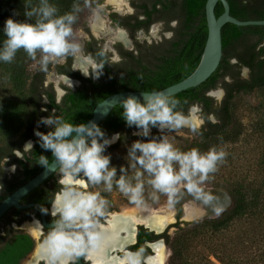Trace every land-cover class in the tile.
<instances>
[{
	"label": "trees",
	"instance_id": "trees-1",
	"mask_svg": "<svg viewBox=\"0 0 264 264\" xmlns=\"http://www.w3.org/2000/svg\"><path fill=\"white\" fill-rule=\"evenodd\" d=\"M229 5V14L239 21L264 20V0H226ZM27 0H0V47H2L4 22L8 18L16 21H26L24 16V4ZM58 9V15L72 10L73 3H79L81 11L77 13L73 30L85 24L92 8L101 4L103 0H49ZM161 4L160 11H167V17L177 20L178 25L169 28L171 36L168 39L152 44L134 45L133 51H126L120 45V60L109 62L108 55L96 48L91 53L99 63H105L102 74L96 80L82 78L78 73L74 74L81 81V86L75 92H69L65 97L66 103L71 106L67 113H63L64 119L76 120V124L86 123L92 116L93 108L106 97L125 91L153 92L160 91L187 78L197 67L203 51L207 27L205 19L206 0H158ZM32 4H38V0H32ZM223 7L217 3L214 9L215 16L222 14ZM32 22V21H28ZM141 25L131 27V31L140 28ZM87 32V28L83 27ZM222 56L216 71L202 84L188 89L172 97L181 101L182 110L187 114L192 107L200 109V117L204 123L193 132L194 138L186 140L179 149L188 151L197 148L206 152L210 147H220L231 142L240 134V127L235 117L234 100L240 95L252 94L255 91L264 90V26L237 27L225 24L221 29ZM95 47V42H91ZM100 53H103L101 56ZM30 59L23 50L17 52L11 63L0 61L2 77L10 82L18 103L12 108L0 110V129L6 138L0 141V163L5 157L13 159L14 146H20V142L32 136L39 118L46 115L50 105H54L53 95L49 96L50 104L42 103V95L46 70L39 68L30 72L29 66L39 60ZM248 69V77L243 78L241 71ZM221 88L224 96L219 103L207 95L209 91ZM184 101H187L185 104ZM49 108L43 111L42 108ZM53 107L57 108L58 105ZM121 105L115 106L107 117L98 125L104 131L107 138L119 134L116 144L106 148L104 155L110 149H115L124 142L125 135L135 126L129 127L122 118ZM213 116L214 121L210 120ZM151 137H159L157 128H152ZM42 150L41 146L37 147ZM36 150V151H37ZM43 155L49 161L53 159L50 151H43L37 155L29 152L23 158L14 160L22 166H32L43 169L39 165V158ZM31 178L29 176L27 179ZM218 187V186H217ZM230 196L232 203L228 209L215 218L202 219L184 223V228L174 224L178 232L191 231L209 227L220 230L227 227L234 219L246 215L251 209L257 208L258 202L254 199L247 200L244 190L239 187L223 188ZM3 197L0 196V199ZM179 242L176 240V244ZM0 264H19L32 249L33 242L27 235H16L8 240L0 237ZM171 243V262H176L180 251Z\"/></svg>",
	"mask_w": 264,
	"mask_h": 264
},
{
	"label": "clouds",
	"instance_id": "clouds-1",
	"mask_svg": "<svg viewBox=\"0 0 264 264\" xmlns=\"http://www.w3.org/2000/svg\"><path fill=\"white\" fill-rule=\"evenodd\" d=\"M24 9L26 21L8 18L4 22L5 39L0 47V61L11 63L17 52L23 50L33 60L40 54L41 68L46 69L53 60L66 62L69 57L75 58L82 53V46L72 40V25L81 11L79 3L74 2L72 10L62 15L57 14L58 9L49 0H38L36 5L27 0ZM90 61L95 64L92 73L98 78L105 63L96 64L91 58ZM141 95L143 102L136 96L120 101L126 124L139 129L134 135L147 138L152 128L161 132L184 127L198 131L192 119L196 112L194 107L185 114L181 101L164 92ZM39 123L52 129L47 133L36 131L35 135L39 137L41 148L50 151L54 159L50 162L41 155L38 164L58 171L61 185L50 202L53 221L41 244L46 264H76L78 258H86L105 239L106 234L100 231L99 224L107 211L108 201L100 192L79 190L74 183L78 177H83L90 186L103 185L106 192L115 187L131 203L144 206L146 195L153 201L158 200L159 195H166L172 202L180 191L179 185L198 195L202 191L200 185L227 157L226 151L215 146L206 152L197 148L181 151L167 136H159L134 141L127 150L128 166H120L118 174L117 168L110 166V156L104 155L106 147L117 137L107 138L95 122L73 124L53 112L42 117ZM146 188L151 191L146 193ZM142 256L143 250L128 252L125 262L142 264Z\"/></svg>",
	"mask_w": 264,
	"mask_h": 264
},
{
	"label": "rangeland",
	"instance_id": "rangeland-1",
	"mask_svg": "<svg viewBox=\"0 0 264 264\" xmlns=\"http://www.w3.org/2000/svg\"><path fill=\"white\" fill-rule=\"evenodd\" d=\"M107 3V0H103L101 5L92 8L85 24L73 30L72 40L74 42L81 45L84 38H87L81 32L84 29L83 27H86L89 23L91 25L92 17L97 15V13L103 14L105 9L108 8ZM99 19L101 20L100 17ZM105 24L107 25V28L105 27L106 30H102L95 35L103 41V45L107 49L112 47L113 43L116 42L115 40L119 41L116 34L119 30L114 32L116 28H112L108 23ZM169 36V33H165L166 38ZM161 37V30L158 25L151 29L149 36L143 34L137 36L140 42L145 40L148 43L153 40L158 41ZM76 58L81 59L79 56ZM54 61L56 60L51 62ZM39 68H41L40 60L29 66L30 72ZM2 76L0 69V110L3 107L5 109L12 108L13 105L15 106L18 103V96L12 91L9 80ZM241 76L247 78L248 72L245 76L241 72ZM47 78L48 81L53 82L55 85V80L50 75ZM218 90L222 89L218 88L214 91ZM234 106L235 117L240 127V134L233 141L218 147V149H223L227 152L226 161L218 165V170L210 174L208 180L203 182L200 188L223 189L224 187H239L245 191L248 201L256 197L255 200L258 202V206L257 208L251 209L246 215L234 219L227 227L220 230H213L206 227L185 232L172 231L171 234L174 235V247L180 251L176 262H173L174 264H264V90L255 91L248 95H238L234 100ZM196 115H200V111L194 113L195 117ZM0 119H2V116ZM1 130L0 141L6 138ZM138 131L139 129L131 130L128 136L125 135L124 142L120 146L115 149H110L105 154L110 156V166L116 167L118 174L120 166H128L127 150L131 144L136 140L146 141L147 139L153 138L151 136L146 138L134 135ZM157 131L161 136H167L178 149L184 145L186 140L194 138L193 132L188 127L176 131L161 132L158 129ZM117 138L107 147L116 144ZM131 174L132 172L130 170L129 175ZM80 180L83 181L84 178L80 177ZM87 186L89 187L90 185L87 184ZM178 187L180 190L185 188L183 185H179ZM92 191L100 192L109 204L131 208H136L133 206H137L131 203L115 187H113L111 192H106L104 191L103 185L92 186ZM150 191V188H146V193ZM167 202L170 201L166 195H159V199L156 201L151 200L146 195L145 205L137 206L143 209H137L145 214L155 213L163 208ZM185 204L191 205L190 207L193 209L195 208L198 211V215L192 219H184L183 209H181V221H187L189 223L195 218L204 215L205 210L201 207H194L192 202ZM216 216L217 214H210L205 218H215ZM179 226L180 228H184L185 225L181 224ZM176 240L179 241L177 244Z\"/></svg>",
	"mask_w": 264,
	"mask_h": 264
},
{
	"label": "flooded vegetation",
	"instance_id": "flooded-vegetation-1",
	"mask_svg": "<svg viewBox=\"0 0 264 264\" xmlns=\"http://www.w3.org/2000/svg\"><path fill=\"white\" fill-rule=\"evenodd\" d=\"M164 1H166L165 4H167L169 0ZM124 3L125 4L121 7V12L117 11L114 6L107 3L108 8L105 9L104 13H97V15L104 22L106 28L107 25L105 23H108L112 28H116L114 32L120 30L124 35L125 43L114 39L116 42L113 43L110 49H106L103 45V41L101 39H98L97 35L92 33L89 23L86 26L87 32L85 31V29H82L81 31L85 36H87V38H84L83 42L81 43L83 50L82 53H78L76 57L79 56L81 59H87L88 61H90L91 58V60H94L97 64L96 59L91 56V53H94L96 51V48H100L101 52L108 55L109 62H117L120 60V56L119 49L118 47H116V45H120L123 50L133 51L135 43L152 44L161 41L162 38L168 39L171 36L169 28H173L178 25L177 20L167 17V11H160L161 4L158 2V0H124ZM135 25H141V27L135 31H131V27ZM156 25H158L161 30L162 37L160 40H153L150 43L145 40L141 42L138 40L137 36L140 34L149 36L151 29ZM165 33H169L170 36L166 38ZM91 42H95V47H91ZM76 57H69L66 62L64 60L50 62L45 69L46 74L43 82L45 94L42 95V103H48L49 105V96L53 95V103L54 105H58V107L55 108L53 107L54 105H50L52 106L50 107V110L47 107H43V111H46L48 109L49 112L42 117H47L53 112H55V114L58 116H64L63 113H67L71 109V106L66 103L65 97L69 94V92L73 93L77 88L81 86V81L76 79V76H74V74L78 73L82 78H91V80L93 81L97 79L92 73V70L94 69L93 67H88L84 71H82L80 68H76ZM93 66L95 67L94 63ZM88 72L89 74L85 76L84 73L87 74ZM48 75H50V77L55 80V85L53 84V82L48 81ZM63 79L74 82V84L69 86L63 82ZM42 117L39 118V121ZM65 120L67 122L76 124V120ZM39 121L36 124V129L32 132V136L20 142V146L18 145V147H13V159L11 157H5L0 163V196L3 197L2 199H0V203L44 169L43 168L38 170V168L36 167L22 166V164H20L19 162L14 161L16 159L22 160L23 154L27 156L29 152H35L37 155H39L40 153L42 154V152L45 151L44 149H42L39 150L38 153L36 147L40 145V141L39 137L35 135V132L39 131L42 133H47L52 129L44 124H40ZM114 135H117L118 142L120 135ZM114 135H111L109 139ZM29 176H31V178L27 179ZM59 179L60 177L58 175V171H55L42 184L37 186L35 189L27 193L19 200L20 205L37 204L41 208L48 209L49 212L47 214L43 212V219L48 225H52L53 221V218L50 215V202L53 200L55 192L60 190L61 185L58 183ZM74 183L79 190L93 192L92 186L88 187L85 180L81 181L80 177H78L74 181ZM133 207L143 209L142 207ZM124 208L131 207H121L120 205H113L108 203L107 211L105 213V216L100 220L99 227L106 228L108 226V223L111 221V218L118 216ZM41 214L42 211L38 207H31L27 209L12 207L8 209L2 215V217H0V237L8 240L16 235H27L33 242L31 251L20 260L19 264L26 263L30 255H33L34 250L37 247L41 246L45 235L49 231V228L45 227L42 224ZM181 216L182 213L181 210H179L175 216V222L169 224L161 233H156L153 229H151V227L147 226L146 224L137 223L135 226H133V232L131 234L132 236L130 237V241L126 240L127 234L124 230H117V243L114 247H109L107 249L106 257L115 262V264H126L125 256L128 252H137L143 250L142 264H151L149 260L155 256L153 246L159 244L166 252H164V259L162 264H174L170 261L172 257L171 243L174 237L171 232L176 230V228H174V224L178 223L179 225H181L187 223L186 221L180 220ZM31 224H34L38 228V235L36 238L32 237L25 229V225ZM32 264H46L44 256H38V258L34 259ZM76 264L92 263L87 254L86 258H78Z\"/></svg>",
	"mask_w": 264,
	"mask_h": 264
},
{
	"label": "water",
	"instance_id": "water-1",
	"mask_svg": "<svg viewBox=\"0 0 264 264\" xmlns=\"http://www.w3.org/2000/svg\"><path fill=\"white\" fill-rule=\"evenodd\" d=\"M217 3H220L223 7V12L220 16L216 17L214 13L215 6ZM205 19H206V27H207V37L205 41V45L203 51L201 53L200 61L196 67V69L184 80L171 85L167 88L160 90L159 92H164L169 96H174L183 91H186L191 88H195L205 82L217 69L221 56H222V44H221V29L225 24H232L237 27H247V26H264V20L261 21H239L229 14V5L226 0H206L205 2ZM110 49V47H109ZM242 74L245 76L248 72L247 68L242 69ZM140 91H125L118 92L106 97L104 100L95 105L92 111L91 118L85 123L87 124L89 121L95 122L99 125L107 115L112 111L115 106L121 105L120 101L128 96H136L140 98L141 102H143V98ZM208 96L214 98L216 103H218L224 95L223 90L218 91H209L207 93ZM193 108V107H192ZM197 111H200L198 107H194ZM195 112V113H196ZM199 123L196 128H199L203 123V119L200 115H196ZM210 120L214 121L213 116H210ZM115 137L117 135H114ZM113 136V137H114ZM54 159V158H53ZM52 159V160H53ZM56 167L55 162L53 161L52 169ZM55 171H51L48 169H43L40 173L34 176L31 180H29L26 184L12 193L10 196L5 198L0 203V217L10 208L15 207L19 209H27L31 207H38L42 209L37 204H29V205H20L19 200L25 196L27 193L35 189L37 186L42 184L48 177H50ZM201 193L193 194L189 193L186 188L181 189L177 196L173 198L171 205L176 210V213L181 210V206L185 202H192L194 207L203 206L205 209V213L203 216L199 218H195L192 221L202 220V219H210L205 218L210 214H221L223 211L228 209L232 203V200L228 193L222 188L215 189H203L201 188ZM42 211V210H41ZM182 213V210H181ZM42 224L50 228L51 225L46 224L43 219V211H42ZM187 222V221H186ZM163 229L154 230L156 233H161L164 231ZM152 229V228H151Z\"/></svg>",
	"mask_w": 264,
	"mask_h": 264
},
{
	"label": "bare ground",
	"instance_id": "bare-ground-1",
	"mask_svg": "<svg viewBox=\"0 0 264 264\" xmlns=\"http://www.w3.org/2000/svg\"><path fill=\"white\" fill-rule=\"evenodd\" d=\"M108 3L116 8L117 11L121 12V7L124 5V0H107ZM91 31L93 34H97L102 30H106L104 23L99 19L97 15L92 17L91 20ZM117 34V39L123 43H125V38L123 33L119 30ZM76 68H80L82 71L87 69L88 67H93V63L88 61L87 59H79L76 58L75 62ZM62 80V79H60ZM63 82L69 86L73 85L74 82L63 79ZM193 123L196 126L198 124V120L196 117L192 116ZM187 203V202H185ZM182 204L181 209H183V218L184 219H192L198 215V211L192 207L191 205ZM185 204V205H184ZM204 209L203 206H201ZM160 210V211H159ZM156 211L155 213L145 214L138 210L137 208H124L122 212L113 218L108 223L106 228L99 227L100 231L105 233V239L100 243L97 249H94L88 253V258L90 259L92 264H115V262L111 261L106 257V252L109 247H114L116 245V231L124 230L127 234L126 240H131V234L133 232V226L137 223H143L147 226L151 227L153 230L163 229L165 226L175 222V213L176 210L172 207L170 202H167L166 205ZM205 210V209H204ZM203 212V211H202ZM177 214V213H176ZM25 229L29 232V234L36 238L38 235V228L34 225H25ZM153 250L155 251V256L149 260L151 264H162L164 259V249L161 245L156 244L153 246ZM166 253V252H165ZM42 255L41 246L37 247L33 255L26 261L24 264H32L35 258ZM33 256V257H32Z\"/></svg>",
	"mask_w": 264,
	"mask_h": 264
}]
</instances>
